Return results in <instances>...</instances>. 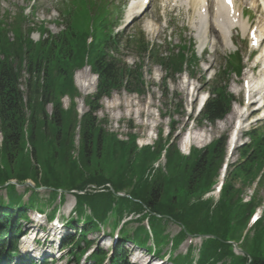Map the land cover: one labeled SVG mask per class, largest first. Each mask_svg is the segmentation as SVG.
<instances>
[{"label":"trees","instance_id":"trees-1","mask_svg":"<svg viewBox=\"0 0 264 264\" xmlns=\"http://www.w3.org/2000/svg\"><path fill=\"white\" fill-rule=\"evenodd\" d=\"M73 5L76 12L71 8L65 10L68 16L65 30L36 44L19 30L15 32V41L10 43L0 28V183L10 177L19 181L31 178L46 187L77 190H85L88 184L101 186L109 183L113 192L108 189L105 192L86 191L80 197L78 211L81 212L82 205L87 203L92 207L94 217L102 221L106 210L115 201L113 193L127 189L136 201L124 199L125 203L121 204L131 211L139 213L146 208L184 227L185 231L172 242L174 248L186 233L215 234L217 241L207 243L203 248L201 264L224 256L233 260L230 264H264V218L256 224L253 234L245 238L242 246L245 255L235 256L232 247L226 244L229 239L239 236L246 217L260 204L261 200L252 197L242 203L240 194L243 191L240 185L235 187L234 182L253 185L257 179V183L264 185V132L250 134L252 144L240 149L238 162L229 170L222 198L214 210L217 225L214 217L208 214L206 203L197 199L213 182L221 167L223 143L217 140L203 150L192 149L189 156H183L173 143L165 148L167 140L162 138L153 148L137 150L134 137L123 144L115 139V134L106 132L102 128L104 121L94 116L100 100L122 88L130 93L139 92L143 87L140 69L132 71L110 56L109 46L117 49V44H110L107 16L103 11L92 10L96 5L94 1L76 0ZM88 27L94 30L89 45L86 44ZM178 58L182 61L183 55L179 54ZM85 59L97 75V84L94 94L84 99L88 111L78 120L74 111L73 99L78 92L73 83V72L85 64ZM161 62L172 71L181 70L180 62L173 63V66L168 60ZM24 70L28 74L26 102L18 89V80ZM220 92L222 94L208 103L200 122L214 123L227 112L231 98L223 89ZM65 95L71 100V107L67 110L62 109L60 102ZM48 103L53 106L50 116L45 113ZM25 108L30 112L26 124L32 146L29 155L24 153ZM77 125L79 159L75 163L70 157ZM163 149L164 170L158 169L150 180H139L149 162ZM36 163L43 171L40 177ZM191 199L196 201L191 202ZM34 203L30 199L29 206ZM186 212H189L187 217ZM86 223L80 231L82 235L96 228L93 221L88 219ZM151 229L157 245L167 241L159 220L152 223ZM143 233L140 228L131 237L124 230L122 238L143 247L147 241L146 235L141 237ZM121 252L118 246L110 264H128ZM98 255L94 253L92 260L96 262ZM182 262L183 258L176 259L177 264Z\"/></svg>","mask_w":264,"mask_h":264},{"label":"rangeland","instance_id":"rangeland-1","mask_svg":"<svg viewBox=\"0 0 264 264\" xmlns=\"http://www.w3.org/2000/svg\"><path fill=\"white\" fill-rule=\"evenodd\" d=\"M122 1L124 0H109L110 4H112L114 7L120 6ZM31 3L32 0H0V13L4 14V16L5 14H8L7 19H4V16L3 19L7 23L12 24L14 23V21H16L17 15L21 12L20 7H22L23 9L28 8L30 10V7L32 5ZM57 5L58 4H56L54 0H36L35 4L32 7L33 16L29 15V20L25 25L31 26L32 22H34V27H36L38 24L44 23V26L49 29L50 32L56 33L57 31H59V29H61L60 26H56L53 23L58 15V12L55 10V8H57ZM160 9L161 5L159 4V2L157 0H153L145 14L138 21L132 24V26H128L126 35H132L133 33H135V31L138 30H142L144 32V28H147V31L149 29H153L152 25L154 22V25H159V30L155 34H149L146 31L145 38L148 42H158L161 47V54L166 55L168 54L167 51L169 50V48L177 44L179 38L188 37L190 29L188 28L189 25H187L188 20L186 16L184 14H182L181 16L180 13L177 12H172L167 16V20L171 24V28H165L164 26H161V20L158 15V11ZM149 19L154 21L152 22ZM10 37L12 36L10 35ZM217 43L218 47L220 43L219 41H217ZM117 57L129 67L131 66L134 68L135 64L139 63L138 55L135 50H122L119 52ZM205 61H207V63L210 62L209 58H207ZM217 62L218 64H216L215 66H218L221 63L220 61ZM253 64L255 63L251 62L249 65L251 66ZM244 67H247V65H244ZM205 68V65H201L198 68L194 69V71L192 72L190 70V75L187 72L181 71L178 72L179 74L177 76H174L172 79L168 76H165V79L163 80L164 77L162 76H164L165 74L164 71L159 66L151 63V61L147 58L144 60L141 66V72H139L143 76L144 85H146V87L143 88L144 91H141V94L139 95L134 93H127L125 91L113 92L109 98H103L99 102L98 105L100 108L95 113V117L100 121H104L102 124V128L105 129V131L109 134H120L122 135V137H125V135L135 134V136L138 138V142L144 144H151L158 137V135H160L162 139L168 138L169 136L167 135V133L169 131V128L172 127L174 128V132L172 134V138L173 136L175 138L173 140L174 145L178 149L179 153H182L184 155H187V150L184 148V141H182V139H184V135L186 133H190L192 142H194V144L192 145L198 144L201 145V148H203L207 146L212 140H221V143L224 142L225 149L227 139L229 137V131H231L236 121V112L241 109L239 108L237 110V108L240 107V103L242 101V94L239 95V93H236L237 91H239V88L236 86L241 84L242 81L240 80L237 82L235 76L231 75L232 80L228 84V91L229 93H232L235 100V102L232 103L231 111L223 119L216 120L213 124L199 126L196 122L193 121V119L197 117L196 107L199 105L201 99L200 96H202L206 91V83H204L203 76L206 75L208 81H210L213 76L212 72H206L204 70ZM82 71L83 70H79L75 72L76 75L74 78L76 84L77 77ZM243 74L244 73H242V75ZM86 75L87 79L93 80L92 84L94 85L90 89V91H88L89 88L86 91H81L80 87L77 86L79 88L78 93H80L81 96H84L83 98L85 99L87 98V96L89 97L95 92L96 85V77L91 72ZM166 78H168V80ZM233 91L235 93H233ZM165 93H168V95L166 96ZM79 98L80 97H77L76 99L74 111L77 110L81 105L82 99L79 100ZM62 102L63 108L71 107L70 100L67 97H64L62 99ZM180 104H182L184 108L192 104L193 110L190 115L191 119H188L186 117L189 112H183ZM255 106L256 104L252 107ZM51 110L52 108L50 106L46 107V113L51 112ZM87 111L88 108L83 103L82 112ZM252 114L253 116L249 119L246 116V124L244 128L241 129L240 134H242V131L245 130L248 126L249 128L245 132L254 127L260 128L262 131H264V107ZM251 119H253L254 122L249 124V120ZM217 125L223 126V129L217 128ZM169 139L170 138H168L167 141H169ZM243 141L246 140L243 139L242 142ZM225 160H227V158L224 157L223 162H225ZM237 160L238 150H235L232 157L227 160V163L229 165V167L227 168V173H229V170L231 169L233 164H236V162H238ZM234 183L235 187L237 185H240L239 188H241L244 192L243 197L250 196L254 199L257 198L261 200L258 207L264 206V185H260L259 183H257V180L253 183V185H244L242 184V182L239 183L237 180ZM17 191L18 193H21L23 191V188L19 187ZM2 194L3 192H0V196ZM26 198L27 196L25 195L24 200ZM38 198L46 201L47 194L45 193L44 195H40L38 196ZM72 202V198L67 195L64 204H61L59 206L57 212L58 216H66L68 209L72 206ZM64 219L65 218H63V220ZM130 226L132 227L133 224H130L129 227ZM166 232L169 233L170 236H172L177 232V228L173 223H169L167 224ZM88 239H94L93 246L95 247V249L98 247H102L101 245H98L99 242L95 235L88 234ZM51 246L53 248L57 247V245L54 244ZM83 246L84 244L82 245V247ZM188 246L189 245L186 241L183 242L174 254L185 253ZM125 248L130 252L133 251L136 255H139V253H141V251L138 252L136 250H133L130 243L125 244ZM163 248L164 251H169V244L167 243L163 245ZM104 249L109 251L110 248L104 247ZM59 250L61 251L59 252ZM59 250H51L47 246H44L39 251L41 252L39 254V257L46 255V252H53V255H55L56 257L61 255V258L55 259L53 257L50 261V264H74L73 261H71V258H69L71 255L67 254V249H62L61 247H59ZM89 251L90 250L88 249L86 255L89 253ZM143 254L144 252L142 251V258H140V260L145 263L147 257L143 256ZM130 260L132 262H135L136 264V257L133 258L132 256L130 257ZM81 263H83V260H81Z\"/></svg>","mask_w":264,"mask_h":264},{"label":"bare ground","instance_id":"bare-ground-1","mask_svg":"<svg viewBox=\"0 0 264 264\" xmlns=\"http://www.w3.org/2000/svg\"><path fill=\"white\" fill-rule=\"evenodd\" d=\"M179 3H187L188 0H177ZM199 0H194L192 1V3H189V7H196V3ZM212 4L216 7L213 11H209L207 14L205 13V7L203 5V2L200 0L199 5L196 8V17L194 19V21L192 22L191 26L193 27V29L195 31H198V34L200 33L201 36V47H203L206 43H208V40L210 39L209 34L212 36V38L216 39L217 35L221 36L223 38L222 41H220L221 45L223 46H227V38H228V34L229 32L232 33V28L233 27H229L231 24H229L226 28H223L224 31H222L220 29L219 26V21L221 20L222 23L227 24L231 18L229 17L228 13L224 12L222 10V7H219V0H211ZM256 2L257 0H249L248 5H250L253 9L256 8ZM142 0H134L132 1L129 5L128 8L126 10V17L130 18L132 16L137 15V13L139 12V10L142 8ZM199 8V9H198ZM202 10H204V12H202ZM235 17V16H234ZM263 21V16H258L257 18V29L259 31V34L261 35V37H264V31H263V27L259 26V24H261V22ZM240 25H245L244 27H246V21H243V24L241 23H237ZM151 27V26H148ZM244 27H241L244 30ZM208 29V30H207ZM155 28L153 29H149L148 31L154 32ZM211 41V46L214 50V52L216 51L217 48V40H212ZM227 41V42H226ZM259 58H260V62H262V68L259 71V78H255L253 80H249L247 81V84L244 88L245 90V95L248 96V104L249 103H254L257 102V107H255L257 110L261 109L262 107V100L264 99V49L261 50L259 52ZM87 73H85L84 71H82L78 77H77V85L80 87L81 91H90V89L93 87L94 84H92L93 80L92 79H87ZM249 78V77H248ZM149 113V112H148ZM246 116H247V109L246 107H243L241 109H239L236 112L235 115V123L233 128L231 129V131L229 132V137H228V141H227V148L228 151H231L236 145H238L240 143V138H241V129L244 128L245 124H246ZM254 120L251 119L249 120V124L253 123ZM217 128L219 129H223V126H219L217 125ZM185 136V135H184ZM186 139H184V146L186 147L187 145H189L192 142V137L190 135V133L188 135L185 136ZM184 137V138H185ZM183 141V139H182Z\"/></svg>","mask_w":264,"mask_h":264}]
</instances>
